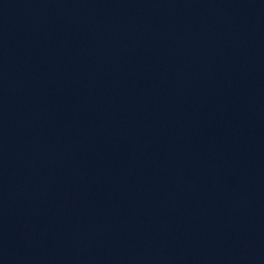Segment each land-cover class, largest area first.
<instances>
[{
	"label": "water",
	"instance_id": "1",
	"mask_svg": "<svg viewBox=\"0 0 264 264\" xmlns=\"http://www.w3.org/2000/svg\"><path fill=\"white\" fill-rule=\"evenodd\" d=\"M0 264H215L98 147L1 8Z\"/></svg>",
	"mask_w": 264,
	"mask_h": 264
}]
</instances>
